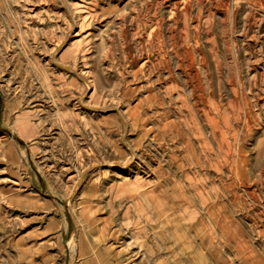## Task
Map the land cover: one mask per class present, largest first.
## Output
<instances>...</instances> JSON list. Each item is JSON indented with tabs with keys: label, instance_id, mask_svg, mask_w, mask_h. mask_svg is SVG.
<instances>
[{
	"label": "rangeland",
	"instance_id": "rangeland-1",
	"mask_svg": "<svg viewBox=\"0 0 264 264\" xmlns=\"http://www.w3.org/2000/svg\"><path fill=\"white\" fill-rule=\"evenodd\" d=\"M0 31V264H264V0H0Z\"/></svg>",
	"mask_w": 264,
	"mask_h": 264
},
{
	"label": "bare ground",
	"instance_id": "bare-ground-1",
	"mask_svg": "<svg viewBox=\"0 0 264 264\" xmlns=\"http://www.w3.org/2000/svg\"><path fill=\"white\" fill-rule=\"evenodd\" d=\"M186 16V15H185ZM230 17H231V19H232V21L234 20V16L233 15H229ZM187 19V18H186ZM188 26V25H187ZM21 29V28H20ZM14 30V29H13ZM22 30V29H21ZM184 30V29H183ZM1 32V31H0ZM22 32V31H21ZM184 32V31H183ZM1 35V34H0ZM51 37H52V35H51ZM149 37H150V35H149ZM148 37V38H149ZM9 38V37H8ZM14 38V37H13ZM4 39V38H3ZM23 39V38H22ZM28 40V39H27ZM5 41V40H4ZM20 41V40H19ZM149 43V42H148ZM9 45H10V43H9ZM36 45V44H35ZM40 45V44H39ZM149 45V44H148ZM153 45V44H152ZM29 46V45H28ZM15 49V48H14ZM26 49V48H25ZM32 49V48H31ZM43 50V49H42ZM165 48L161 45V47H158V48H156L154 51H152V53L150 54V57L151 58H153V59H155L158 55L159 56H161V54L162 53H164L165 52ZM7 51V50H6ZM39 51V50H38ZM151 51V50H150ZM9 52V51H8ZM6 53V52H5ZM14 53H16V52H14ZM150 53V52H149ZM33 54V53H32ZM169 54V53H168ZM13 55V54H12ZM17 55V54H16ZM34 55V54H33ZM29 56V55H28ZM31 57V56H30ZM37 57V56H36ZM43 57V56H42ZM33 58V57H32ZM34 59V58H33ZM76 59V58H75ZM165 59V58H164ZM167 60V59H166ZM72 61V60H71ZM10 63V62H9ZM235 63V62H234ZM44 64V63H43ZM161 64V63H160ZM164 64H166V63H164ZM10 65V64H9ZM29 65V64H28ZM156 65V64H155ZM162 65V64H161ZM160 65V66H161ZM167 69V68H166ZM41 71V70H40ZM242 71V70H241ZM240 71V72H241ZM31 76V75H30ZM159 77V76H158ZM29 79V78H28ZM211 79V78H210ZM23 81V80H22ZM33 81V80H32ZM24 83V82H23ZM99 84V83H98ZM24 86H25V83H24ZM33 86V85H32ZM98 87V86H97ZM53 99H54V97H53ZM58 100V99H57ZM43 109H45V110H48V107H45L44 108V105H43V107L41 108V110H43ZM55 109H56V112H57V114H58V119H63L62 118V113H61V110H62V108H61V106L59 105V104H57V105H55ZM50 111V110H49ZM193 121V120H192ZM220 121H221V119H220ZM220 121H218V119H217V117H214V116H212V117H210V116H208V119H207V124L210 126V133L213 135V137L214 138H218V137H216V136H214V135H216V134H218V133H220L221 134V136H222V134H223V129H222V127L220 126ZM196 126H197V124H196ZM16 130H17V128L15 127L14 129H13V132H16ZM206 151V150H205Z\"/></svg>",
	"mask_w": 264,
	"mask_h": 264
}]
</instances>
